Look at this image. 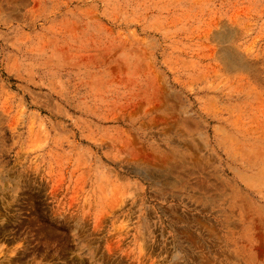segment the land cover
I'll list each match as a JSON object with an SVG mask.
<instances>
[{"label": "rangeland", "instance_id": "374dc122", "mask_svg": "<svg viewBox=\"0 0 264 264\" xmlns=\"http://www.w3.org/2000/svg\"><path fill=\"white\" fill-rule=\"evenodd\" d=\"M0 264H264V0H0Z\"/></svg>", "mask_w": 264, "mask_h": 264}, {"label": "bare ground", "instance_id": "6f19581e", "mask_svg": "<svg viewBox=\"0 0 264 264\" xmlns=\"http://www.w3.org/2000/svg\"><path fill=\"white\" fill-rule=\"evenodd\" d=\"M226 55L232 63L237 64L238 57L235 54H233L232 52H227Z\"/></svg>", "mask_w": 264, "mask_h": 264}]
</instances>
